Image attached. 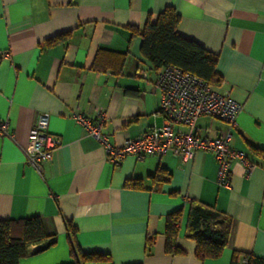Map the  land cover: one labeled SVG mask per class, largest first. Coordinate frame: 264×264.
Listing matches in <instances>:
<instances>
[{
	"label": "crops",
	"instance_id": "obj_1",
	"mask_svg": "<svg viewBox=\"0 0 264 264\" xmlns=\"http://www.w3.org/2000/svg\"><path fill=\"white\" fill-rule=\"evenodd\" d=\"M166 7L179 14L180 35L216 55L221 83L213 89L242 104L230 148L255 166L247 174L232 161L226 186L217 182L210 152L196 151L187 161L171 153L127 155L113 164L73 118L99 122L112 145L162 123L157 73L129 27L154 21ZM40 114L60 144L37 171L24 149ZM0 119L8 122V133L0 134V220L39 216L55 236L42 251L36 252L43 243L29 245L19 264H73L66 222L80 252L109 254L111 264H230L234 253L238 264H246L245 255L264 261V155L249 148L264 151V0H0ZM224 128L205 115L196 120L199 136ZM158 167L168 181L152 179ZM131 179L138 186H125ZM192 201L231 218L216 258L198 259L186 236ZM172 213L178 250L167 252L164 228Z\"/></svg>",
	"mask_w": 264,
	"mask_h": 264
},
{
	"label": "built area",
	"instance_id": "obj_2",
	"mask_svg": "<svg viewBox=\"0 0 264 264\" xmlns=\"http://www.w3.org/2000/svg\"><path fill=\"white\" fill-rule=\"evenodd\" d=\"M160 98L158 112L162 123L153 125L137 138H126L120 145L108 143L101 133L99 122L75 113L73 118L103 146L107 159L118 164L127 155L142 159L146 155L162 156L171 153L182 161L190 159L196 151L210 152L217 162V182L229 184L232 161L241 163L248 174L255 166L248 161L243 151L230 148L232 131L236 127V116L242 104L232 97L216 92L200 77L175 66L162 67L155 81ZM208 116L221 121L226 128L213 134H196V120ZM47 114L38 115L29 131L24 149L25 160L37 171L42 163L51 159L59 146L57 137L47 132ZM8 122L0 119V134L8 133Z\"/></svg>",
	"mask_w": 264,
	"mask_h": 264
},
{
	"label": "trees",
	"instance_id": "obj_3",
	"mask_svg": "<svg viewBox=\"0 0 264 264\" xmlns=\"http://www.w3.org/2000/svg\"><path fill=\"white\" fill-rule=\"evenodd\" d=\"M178 21L177 11L173 7H166L157 14L154 21L148 17L141 28L129 27L131 36L139 38L141 56L156 73L164 66H175L200 77L212 87L219 86L221 77L215 68L216 55L197 42L180 35L176 30ZM66 34L56 35L46 42L47 44L59 42L66 38ZM249 148L258 156L264 155V151L256 146L250 145ZM169 176L165 169L158 167L151 177L156 182H166ZM138 182L137 179L127 180L125 186L136 187ZM177 221V213L170 214L166 221L164 235L167 252L178 250L173 249L174 239L178 233L175 225ZM230 227L231 218L228 215L198 201L190 203L186 219V236L195 242L194 254L198 259L218 257L227 244ZM66 230L73 264H111L109 254L80 252L74 240L75 229L69 222H66ZM152 242V238H147L146 251L149 250ZM39 243L43 244L36 252L55 243V236L45 232L39 216L0 220V264H19V261L28 255L27 247ZM236 255L233 254L230 264H238ZM245 258L246 264L264 263L261 259L249 255H245Z\"/></svg>",
	"mask_w": 264,
	"mask_h": 264
}]
</instances>
